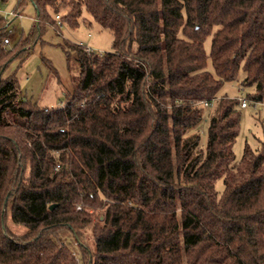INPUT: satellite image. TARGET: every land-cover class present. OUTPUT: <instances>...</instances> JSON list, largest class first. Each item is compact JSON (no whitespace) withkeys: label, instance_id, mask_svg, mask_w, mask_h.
Wrapping results in <instances>:
<instances>
[{"label":"trees","instance_id":"16d2710c","mask_svg":"<svg viewBox=\"0 0 264 264\" xmlns=\"http://www.w3.org/2000/svg\"><path fill=\"white\" fill-rule=\"evenodd\" d=\"M16 2L36 18L10 47L0 13V264H264V140L233 165L239 100L218 98L242 66L248 98L264 100V0ZM84 9L114 50L65 42L73 93L29 101L6 70Z\"/></svg>","mask_w":264,"mask_h":264},{"label":"rangeland","instance_id":"374dc122","mask_svg":"<svg viewBox=\"0 0 264 264\" xmlns=\"http://www.w3.org/2000/svg\"><path fill=\"white\" fill-rule=\"evenodd\" d=\"M16 0H8L1 4V14L7 19L11 40L10 47H14L22 36H28L33 29L36 18V10L32 3H28L19 15L16 11ZM86 22L81 21L79 27L72 29L67 23H60L57 30L47 25L41 39L33 47L32 53L24 60L15 59L6 70L4 76L15 75L22 95L33 103L40 106L57 107L67 94L74 91L73 76L79 72L74 58L70 61L63 49L65 42L71 44L83 43L85 46L102 53L112 52L113 34L108 29H103L93 18L83 10ZM212 38L209 36L205 41V50L209 55ZM208 69L213 71L212 61L208 59ZM245 72L241 66L234 82L226 83L219 91L218 98L228 97L231 99H247L249 94L255 92L254 86H242ZM203 118L198 125L202 144L207 141V128L211 114L215 112L216 103L203 107ZM240 113L239 135L234 143L233 150L236 165L242 158L248 145L252 150L259 151L264 140V100L263 102L250 103L247 108L238 105ZM216 190L221 195L224 192V181L220 178L216 181ZM7 225L12 233L20 235L25 233V228L13 224L7 219ZM88 237V236H87ZM75 244V243H74ZM75 247L76 244H75ZM73 254L78 258V250L72 248Z\"/></svg>","mask_w":264,"mask_h":264},{"label":"built area","instance_id":"2783aa9c","mask_svg":"<svg viewBox=\"0 0 264 264\" xmlns=\"http://www.w3.org/2000/svg\"><path fill=\"white\" fill-rule=\"evenodd\" d=\"M2 12V10H1V5H0V13ZM58 19H59V17H57ZM4 42L6 43V44H10V42H11V40L9 39V37H7V38H5L4 39ZM82 44V43H81ZM87 51H89V52H92V51H94L93 49H91V48H89V47H87ZM96 52H98L99 54H102V52H100V51H96ZM249 102L250 103H255V104H257L258 102H256V101H254V100H251V99H249V100H247V99H239V104H240V106L242 107V108H247L248 106H249ZM207 105V104H206ZM59 170V167L57 168V171Z\"/></svg>","mask_w":264,"mask_h":264},{"label":"water","instance_id":"95a60500","mask_svg":"<svg viewBox=\"0 0 264 264\" xmlns=\"http://www.w3.org/2000/svg\"><path fill=\"white\" fill-rule=\"evenodd\" d=\"M55 206H56V204H54V205H51V206H50V209H54V208H55Z\"/></svg>","mask_w":264,"mask_h":264}]
</instances>
